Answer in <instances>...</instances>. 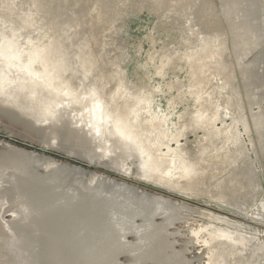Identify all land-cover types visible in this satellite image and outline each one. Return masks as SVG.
I'll use <instances>...</instances> for the list:
<instances>
[{
  "label": "rangeland",
  "instance_id": "374dc122",
  "mask_svg": "<svg viewBox=\"0 0 264 264\" xmlns=\"http://www.w3.org/2000/svg\"><path fill=\"white\" fill-rule=\"evenodd\" d=\"M62 1L136 140L145 141L141 146L149 160L155 156L154 164L150 161L155 176L100 163L93 171L172 202L173 246L187 264H264V0ZM189 72H196V78H189ZM196 97L207 118L204 127L190 129L186 122L198 112L193 106ZM213 114L214 121L209 119ZM203 129L210 132L203 141L205 149L215 150L222 166L214 179L195 186L192 180L201 157L189 151L204 135ZM153 139L162 140L158 146L170 143L159 149ZM165 157L169 164L163 167ZM187 171L184 185L200 188L194 190L197 197L160 187L165 176L172 180ZM234 174L231 184L238 188L233 192L230 187L227 197L235 204L200 194Z\"/></svg>",
  "mask_w": 264,
  "mask_h": 264
},
{
  "label": "water",
  "instance_id": "95a60500",
  "mask_svg": "<svg viewBox=\"0 0 264 264\" xmlns=\"http://www.w3.org/2000/svg\"><path fill=\"white\" fill-rule=\"evenodd\" d=\"M155 176L62 0H0V264H187L173 204L93 171Z\"/></svg>",
  "mask_w": 264,
  "mask_h": 264
},
{
  "label": "bare ground",
  "instance_id": "6f19581e",
  "mask_svg": "<svg viewBox=\"0 0 264 264\" xmlns=\"http://www.w3.org/2000/svg\"><path fill=\"white\" fill-rule=\"evenodd\" d=\"M154 1V0H153ZM165 1V0H164ZM163 1V2H164ZM157 2V1H156ZM125 4V3H124ZM161 4V3H160ZM111 20V19H110ZM109 21V20H108ZM112 21H114V20H112ZM108 23V22H107ZM106 23V24H107ZM113 23V22H112ZM109 25V24H108ZM107 25V27H109ZM111 27V26H110ZM106 28V27H105ZM104 28V29H105ZM109 29V28H108ZM106 31H107V28L105 29ZM94 63H97V61H94ZM189 63V62H188ZM147 66V65H146ZM191 66V65H190ZM190 68V67H189ZM188 68V69H189ZM190 72H192V71H190ZM190 72L188 73L189 74V78H196L195 76H196V72L194 73V74H190ZM118 77H120V75L118 74ZM189 80V79H188ZM188 82H190V81H188ZM192 82V81H191ZM193 83V82H192ZM190 84V83H189ZM198 88V87H197ZM119 89V88H118ZM117 89V90H118ZM124 89V88H123ZM193 90H194V88H192ZM138 90V89H137ZM140 90V89H139ZM192 91V90H191ZM191 91H190V93H191ZM193 93H194V91H193ZM193 93H192V95H193ZM124 95V94H123ZM122 95V96H123ZM139 95V94H138ZM111 96V95H110ZM148 96H149V94H148ZM194 96V95H193ZM137 97H140V95L139 96H136V98ZM150 97V96H149ZM195 97V96H194ZM140 99V98H139ZM149 99V98H148ZM170 99V98H169ZM142 100V99H141ZM172 100V99H171ZM195 101L194 102H196V103H194V109H196L198 112L196 113V115L195 116H193V117H189L188 118V120H187V125H188V127L190 128V129H200V128H202V127H204V121L206 120V118H207V116L206 117H204V114L202 113L204 110L203 109H201L200 107H201V102L199 101V98H197L196 97V99H194ZM140 101V100H139ZM145 101V100H144ZM146 101H148L147 99H146ZM145 101V102H146ZM149 101H150V99H149ZM148 101V102H149ZM173 101V100H172ZM144 102V103H145ZM143 103V104H144ZM149 103H151V102H149ZM140 105H141V107H142V103L140 102ZM148 106H149V104H147ZM146 105V106H147ZM144 106L145 105H143V108H144ZM148 106H147V108H148ZM140 107V108H141ZM199 107V108H198ZM140 110V109H139ZM147 110V109H146ZM151 110V109H150ZM145 111V110H144ZM140 112H142V110H140ZM147 112V111H146ZM145 112V113H146ZM149 112H151V111H149ZM143 113V112H142ZM141 113V114H142ZM151 113H153V112H151ZM140 114V115H141ZM156 114V113H155ZM225 116L226 115H228V114H224ZM144 116V115H143ZM143 116H141V117H143ZM147 116V115H146ZM149 116V115H148ZM147 116V117H148ZM152 116V115H151ZM201 116V117H200ZM229 116V115H228ZM145 117V116H144ZM185 117V116H184ZM149 118V117H148ZM153 118H155V117H153ZM153 118H151V119H153ZM215 119V115L213 114V115H211V117L209 118V119H212L213 121H214V119ZM147 119V118H146ZM162 120H164V119H162ZM180 120V119H179ZM154 121V120H153ZM148 122L150 123V121H145V123H147L148 124ZM166 122V121H165ZM165 122H163V123H165ZM174 123V122H173ZM180 123H181V121H180ZM147 124H144L145 126L147 125ZM153 124V123H152ZM157 124V123H156ZM158 125V124H157ZM157 125H156V127H157ZM161 125H162V123H161ZM165 125V124H164ZM160 126V125H159ZM180 126V125H179ZM149 127V126H148ZM147 127V128H148ZM155 127V126H154ZM146 128V129H147ZM151 128V127H150ZM152 129V128H151ZM154 129H157V128H154ZM160 129H163V128H160ZM159 129V130H160ZM164 129H166V128H164ZM186 128H184V130H185ZM188 129V128H187ZM210 129V128H209ZM230 129V128H229ZM153 130V129H152ZM179 130H181L180 129V127H179V129H178V131ZM204 130V135L202 136V137H199L198 139H200V141L198 142V144L196 145V146H194V148L195 149H193V147H192V149L189 151L190 152V154H192V156H196L197 158L198 157H201V162H200V170L198 171L199 173H194V174H196V175H194V180H192V181H194L193 183H195L196 185L195 186H197V184H201V183H208V181H210V180H212V179H214L216 176H218L219 174H220V171L219 170H221V166H222V163H221V159L219 158L218 159V155H216V153H215V150L214 151H212V150H210V151H207L206 149H205V145H203L204 144V142H207L208 140V138H209V134H210V132H209V130H205V129H203ZM146 131V130H145ZM155 131V130H154ZM165 132V131H164ZM167 132V131H166ZM165 132V133H166ZM175 132H176V130H175ZM143 133H145V137H146V132H143ZM148 133V132H147ZM184 133V131L182 130V132L181 133H179L177 136H180V135H182ZM168 134H169V132H168ZM171 134V133H170ZM152 135V134H151ZM165 135H167V133L165 134ZM173 135H174V133H173ZM141 136V135H140ZM143 136V135H142ZM161 136H163V137H166V136H164V135H161ZM160 136V137H161ZM176 135H174V137H175ZM153 137V136H152ZM151 137V138H152ZM158 137V136H157ZM160 137H158V138H160ZM173 137V136H172ZM238 137H240V136H238ZM151 138H150V140H151ZM162 138V137H161ZM143 139H145V138H143ZM164 139H166V138H164ZM172 139V138H171ZM205 140V141H204ZM143 141V140H142ZM141 141V142H142ZM159 141H160V139H159ZM159 141H157V142H155L154 141V139H153V142H155V144L156 143H158ZM162 141V140H161ZM161 141H160V143H161ZM167 141V140H166ZM204 141V142H203ZM139 143H140V141H138ZM145 141H143V143H144ZM148 142H150V141H148ZM152 142V141H151ZM152 142V143H153ZM224 142V141H223ZM143 143H140V144H143ZM151 143V144H152ZM166 143V142H165ZM165 143H163L164 145H165ZM167 143H170V142H167ZM166 143V144H167ZM159 144V143H158ZM162 144V145H163ZM150 145V144H149ZM154 145V144H153ZM157 145V144H156ZM161 145V144H160ZM158 146V148L159 149H161V148H163L162 147V145L161 146ZM147 146V145H146ZM169 146H170V144H169ZM151 147H152V145H151ZM155 147V146H154ZM179 149H183V144H179ZM144 148V147H143ZM149 148V147H148ZM157 147H156V149H158ZM167 148H168V146H167ZM145 149V148H144ZM150 150V149H149ZM171 150V149H170ZM147 150H145V152H146ZM161 151V150H160ZM176 151H177V149H176ZM175 151V152H176ZM154 152V151H153ZM150 154L149 155H151V151L149 152ZM156 153H159V152H156ZM165 153V155H167L168 154V151L166 152H164ZM170 153H172V152H170ZM160 154V153H159ZM158 154V155H159ZM155 155H157V154H155ZM171 155V154H170ZM173 155V154H172ZM171 155V156H172ZM183 155V154H182ZM153 156V155H152ZM162 156V155H161ZM243 157H244V155H242ZM241 156V157H242ZM154 157L155 156H153V158L151 159L152 161H153V159H154ZM173 157V156H172ZM229 157H233L231 154H229ZM149 158V157H148ZM162 158V157H161ZM167 158H170L169 156L167 157ZM167 158L165 157V160H167ZM185 158V157H184ZM193 158V157H192ZM160 159V158H159ZM163 159V158H162ZM194 159H195V157H194ZM244 159V158H243ZM242 159V160H243ZM150 160V161H151ZM158 160V159H157ZM156 160V161H157ZM176 160V159H175ZM151 161V162H152ZM155 161V160H154ZM159 161H161V160H158V162ZM168 161L169 160H167V162L166 163H163L164 162V160H163V167H164V165L165 164H169L168 163ZM193 161V160H192ZM241 161V160H240ZM244 162L246 161V159L245 160H243ZM170 162H172V161H170ZM177 162H179V161H177ZM196 162V161H195ZM243 162V163H244ZM157 163V162H156ZM155 163V164H156ZM160 163V162H159ZM175 163V162H174ZM194 163V162H193ZM152 164H154L153 162H152ZM181 163H179V164H176V165H180ZM240 164H241V162H240ZM170 165H172V163L170 164ZM174 166V165H173ZM177 166V167H178ZM235 166H237V165H235ZM114 167V166H113ZM112 167V168H113ZM176 167V168H177ZM238 167V166H237ZM106 168V167H105ZM108 168V167H107ZM111 168V169H112ZM115 168H117V167H115ZM179 168V167H178ZM192 169V168H191ZM199 169V168H198ZM126 170V173L128 172V170L127 169H124V171ZM163 170V169H162ZM164 170H165V168H164ZM163 170V171H164ZM187 170V169H186ZM115 171V170H114ZM117 171V170H116ZM122 171V170H121ZM167 171V173H168V175L170 174V172L171 171H168V170H166ZM165 171V172H166ZM176 171H179V170H177L176 169ZM193 170H191V172H192ZM232 171V170H231ZM120 172V171H119ZM164 172V173H165ZM172 172H173V170H172ZM193 172H195V171H193ZM142 173V172H141ZM174 173H177V172H174ZM186 173V172H185ZM184 172H182L181 174H180V172H179V174L178 175H176L175 176V178H173L172 180H167V179H165V175H166V173H165V177L162 179V181L159 183L161 186L160 187H167L169 190L171 189V191H177V192H179V193H182V194H184V195H186V196H189V195H194V196H196L195 194H193V193H195L194 192V190H199L200 188H198V187H192V188H187V186L186 185H184V182L185 181H187V180H185V178H187V176L186 175H188V171H187V174H185ZM136 174H138V172L136 173ZM135 174V175H136ZM146 174V173H145ZM145 174H144V176H145ZM228 174V173H227ZM238 174V173H237ZM246 174V173H245ZM148 175V174H147ZM150 175V174H149ZM148 175V176H149ZM190 175H192V174H190ZM226 175V174H225ZM247 175V174H246ZM136 176H138V175H136ZM151 176V175H150ZM154 176V175H153ZM161 176V175H160ZM179 176V178L177 179V177ZM235 174L231 177L230 175L229 176H227V177H224V176H222V177H224V178H222V179H220V182H218L217 184L218 185H213V186H211L212 188H210L209 190H205L203 193H200V194H207L208 196H211V197H213V198H218L219 200L221 199V200H223L224 202H228V203H232V204H235V202H233L232 200H231V198H229V197H227L228 196V192H229V188L230 187H232V189H233V192H236V190H237V188H238V186H235L234 184H231V181L235 178ZM139 177H141L140 176V174H139ZM146 177L147 176H145V178H143V175H142V177L141 178H143L144 180H146ZM170 177V176H169ZM190 177V176H189ZM193 177V176H192ZM152 178V177H151ZM157 178H159V177H157ZM166 178H168V176L166 177ZM191 178V177H190ZM149 181H150V179L149 178H147ZM156 179V178H155ZM154 179V180H155ZM161 179V178H160ZM188 179V178H187ZM241 179V178H240ZM134 180V179H133ZM151 181L152 182H154L152 179H151ZM188 181H189V179H188ZM219 181V180H218ZM248 181V180H247ZM155 182H157L156 180H155ZM150 183V182H149ZM191 183V182H190ZM123 184V183H122ZM155 184V183H154ZM153 184V185H154ZM210 184V183H209ZM243 184V183H242ZM127 185V184H126ZM157 185V184H156ZM157 190V189H156ZM146 192V191H145ZM157 192V191H156ZM191 194H190V193ZM254 192V191H253ZM148 193V192H147ZM165 193V192H164ZM150 194V193H149ZM250 194H253L252 192L250 193ZM255 194V193H254ZM159 195V194H158ZM163 195H165V194H163ZM167 195H168V193H167ZM173 195V194H172ZM183 195V196H184ZM249 195V194H248ZM157 196V195H156ZM155 196V197H156ZM160 196V195H159ZM182 196V195H181ZM198 196V195H197ZM196 196V197H197ZM201 196V195H200ZM190 197V196H189ZM252 197V196H251ZM157 198V197H156ZM159 198V197H158ZM195 198V197H194ZM200 198V197H199ZM162 200H163V198H161ZM167 198H165V200H166ZM179 199H181V198H179ZM164 200V201H165ZM173 201V200H172ZM175 202V204H180V203H176L177 202V200L176 201H174ZM185 202H187V200L185 201ZM216 202V201H215ZM169 203H172V202H169ZM221 205H222V203H220ZM224 204V203H223ZM182 205V204H181ZM223 206V205H222ZM242 206V205H241ZM245 207V206H244ZM231 208V207H230ZM243 208V207H242ZM198 209V208H197ZM210 209V208H209ZM240 209V208H239ZM199 210V209H198ZM185 212V211H184ZM223 212V211H222ZM243 212V211H242ZM205 213V212H204ZM174 216V215H173ZM175 217V216H174ZM202 218H204V217H202ZM174 219H176V218H174ZM189 219V218H188ZM205 219V218H204ZM190 220V219H189ZM208 220V219H207ZM172 222H174V221H172ZM209 224V223H208ZM206 225V224H205ZM212 225V224H211ZM172 226H174L173 224H172ZM209 228H210V226H209ZM186 230V229H185ZM238 230V229H237ZM223 236V235H222ZM221 238L222 237H220V238H218L217 240H216V242L217 243H219L220 241H221ZM236 238V237H235ZM256 245H257V243H256ZM231 247V246H230ZM227 248V247H226ZM215 249V248H214ZM231 249H233V247L231 248ZM242 253V252H241ZM264 253V252H263ZM261 253H259V255H260ZM222 255H224V254H222ZM250 255V254H249ZM256 255H258V254H256ZM248 256V255H247ZM261 256V255H260ZM259 257V256H258ZM257 257V258H258ZM262 257V256H261ZM264 257V256H263ZM262 257V258H263ZM242 258V257H241ZM247 258H249V257H247ZM262 258H260V259H262ZM239 259V258H238ZM256 260V259H255ZM249 262V261H248ZM253 262V261H252ZM242 263V262H241Z\"/></svg>",
  "mask_w": 264,
  "mask_h": 264
}]
</instances>
